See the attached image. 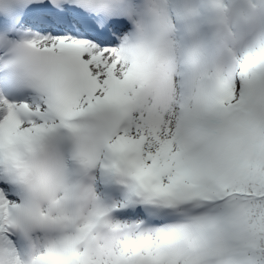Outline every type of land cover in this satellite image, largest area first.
Here are the masks:
<instances>
[{
  "label": "snow or ice",
  "instance_id": "obj_1",
  "mask_svg": "<svg viewBox=\"0 0 264 264\" xmlns=\"http://www.w3.org/2000/svg\"><path fill=\"white\" fill-rule=\"evenodd\" d=\"M129 23L126 0H0V264H264V43L222 74ZM65 141L126 200L72 183Z\"/></svg>",
  "mask_w": 264,
  "mask_h": 264
},
{
  "label": "clouds",
  "instance_id": "obj_2",
  "mask_svg": "<svg viewBox=\"0 0 264 264\" xmlns=\"http://www.w3.org/2000/svg\"><path fill=\"white\" fill-rule=\"evenodd\" d=\"M145 2L155 4V0H126L130 6ZM214 7L216 11L214 35L203 50L209 67L226 74L237 59L264 43V8L259 6L256 0H234L231 5L225 3V0H215ZM132 30L141 35L145 33L156 35L158 32L143 21L134 23ZM76 207L80 211L81 220H84L92 213L95 202L92 199L81 200L77 202Z\"/></svg>",
  "mask_w": 264,
  "mask_h": 264
}]
</instances>
